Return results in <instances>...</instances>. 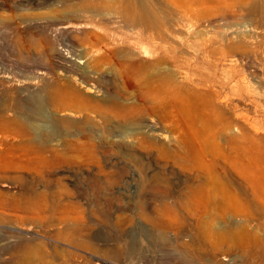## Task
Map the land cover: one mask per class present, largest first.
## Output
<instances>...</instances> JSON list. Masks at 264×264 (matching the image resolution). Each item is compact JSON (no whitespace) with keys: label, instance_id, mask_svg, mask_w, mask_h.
<instances>
[{"label":"rangeland","instance_id":"rangeland-1","mask_svg":"<svg viewBox=\"0 0 264 264\" xmlns=\"http://www.w3.org/2000/svg\"><path fill=\"white\" fill-rule=\"evenodd\" d=\"M109 1L0 0L1 56L47 71L32 89L48 98L47 122L19 136L0 125V264H264V244L226 235L247 224L264 237V185L223 156L246 113L264 127V37L246 27L264 25V0H136L176 48L146 55L167 87L156 103L119 52L138 33L106 14ZM213 139L218 172L256 209L195 205L196 186H211Z\"/></svg>","mask_w":264,"mask_h":264},{"label":"bare ground","instance_id":"bare-ground-1","mask_svg":"<svg viewBox=\"0 0 264 264\" xmlns=\"http://www.w3.org/2000/svg\"><path fill=\"white\" fill-rule=\"evenodd\" d=\"M136 3V0H110L103 5L106 9V14H108L110 18H113L112 20L129 23L132 25L131 28L137 31L139 42L141 43L131 40L119 52L121 53V56H123L122 58L124 59V63H133V69H136L135 72H142L146 76L148 81L147 83H149L147 88H149V91L153 93L154 99L156 100L154 103H156L157 101H160V94L163 90H166L167 87L165 84H162L161 81L157 80V77L159 76L157 64L148 60L146 55H148V52H156L159 58L169 55L174 57L176 48L171 41L173 36L169 35V37H167L163 33L162 20L158 13L155 12L151 7H149V9H141L138 12ZM259 13V11L254 10L252 15H258ZM183 26L185 28L187 27V25L184 23ZM69 27L70 25L63 24L59 26L58 29L64 32ZM246 27L248 30H257V32L262 34L264 37L263 24L259 22H253L248 23ZM45 37H47L46 33ZM143 40L151 42L152 47L145 46V44L142 43ZM1 53L2 48L0 46V125L5 127L18 125L13 126V129L15 130V134L19 136L26 132V125L29 123L33 124L47 122L48 98L45 94L35 92L32 89L37 79H40L43 74L46 76L47 73L45 72L47 71L44 72L41 70L40 73L36 74L30 62L19 63L14 59L9 61L2 57ZM56 53L60 56L63 54V52H61V50L59 51L58 49H56ZM136 57L138 58L134 62L130 61L134 60ZM80 60L81 61L75 60L74 63L82 64L83 61L82 59ZM234 60L235 59L232 58L227 59L222 63V68L230 66L233 64ZM16 69L26 70L25 72H29L30 74L25 76L23 80H20L19 78H16ZM87 72L92 77H97V75L91 72L89 69H87ZM255 100L256 99H251L253 102ZM256 110L257 108L255 107L253 111L257 112ZM250 115L249 113H246L244 116L245 123L239 124L240 139H238L236 136L230 137L233 155L223 154V156L228 160L231 159V161L239 167L241 172L250 175L255 183L258 185H264V127L261 129L263 126L262 124V126L260 125L261 127H259V123H253L250 120ZM212 142V158L208 162V166H210L211 169V186L207 187L205 183L196 186V193L194 196L195 205H197V207L204 208V211H208L210 203L209 201H219L218 203L224 204V208L225 205L236 201L243 207L256 209L258 207V203L255 195L251 196L242 185L234 187V183L227 173L221 174L218 172L220 162L216 155L220 153L221 146L217 142V139H213ZM36 147L35 149H37ZM27 149L29 150V148L25 147V152H28ZM6 152L7 151L0 148V155ZM218 190H221V194H219L220 192H218ZM31 204H36V202L31 201ZM227 231L226 235H233L237 237L242 236L250 241L249 244L253 245L259 242L264 244V237L255 231L253 232L247 224H240V226L235 228L231 226V228H228ZM220 235L222 234L220 233ZM201 243L202 238L200 235H197L196 244L199 245ZM34 251V249H30L25 254L23 262H25V259L30 257ZM195 254L198 260L209 258L208 256L203 255L201 251L197 249L195 250ZM48 264L59 263L49 261Z\"/></svg>","mask_w":264,"mask_h":264}]
</instances>
